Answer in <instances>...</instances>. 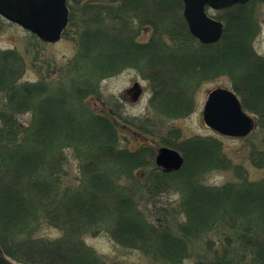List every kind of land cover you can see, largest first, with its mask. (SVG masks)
Here are the masks:
<instances>
[{"label":"trees","instance_id":"1","mask_svg":"<svg viewBox=\"0 0 264 264\" xmlns=\"http://www.w3.org/2000/svg\"><path fill=\"white\" fill-rule=\"evenodd\" d=\"M260 2L219 10L223 35L203 43L189 29L183 0H68L63 34L76 53L66 73L54 69L37 80L24 78L28 63L19 49L0 46V246L8 257L122 264L85 240L107 233L159 264H264V177L252 179L233 163L219 136L180 132L167 142L185 163L166 172L148 140L121 144L133 124L90 102L101 97L104 78L133 68L151 81L156 110L183 117L202 82L228 75L244 108L264 119V55L253 46ZM71 156L76 183L65 178ZM249 159L264 167V149L255 147ZM216 169L238 179L205 183ZM46 227L61 234H41Z\"/></svg>","mask_w":264,"mask_h":264},{"label":"rangeland","instance_id":"2","mask_svg":"<svg viewBox=\"0 0 264 264\" xmlns=\"http://www.w3.org/2000/svg\"><path fill=\"white\" fill-rule=\"evenodd\" d=\"M209 14L219 18V10L209 9ZM255 16L259 23L258 32L253 40L254 49L264 55V3L255 5ZM0 46L2 48H17L26 57L28 63L25 79L37 80L41 74H47L57 69L66 73L69 62L76 53L75 41L68 34H63L61 39L55 42H47L23 26L11 22L0 15ZM59 74V73H58ZM135 81L141 82L144 90L142 97L137 101L127 98V90ZM152 83L145 79L137 70L128 68L119 74L104 78L101 82V97L91 96L90 102L98 111H116L124 120L131 123L134 129L122 130V145H130L137 148L148 140L157 149L168 142H176L177 132L184 137L192 135H216L222 140L224 150L230 160L235 164H242L252 179L264 177V167L255 166L249 159L252 149H264V119L245 108L255 117L257 125L246 137L225 136L209 127L203 118V108L208 93L216 87L224 86L233 88L231 78L222 75L202 82L196 91L195 108L183 117H168L156 110L151 103ZM235 90V89H234ZM168 141V142H167ZM72 157V156H71ZM67 164L65 178L71 183H76L79 176L78 163L71 158ZM205 183L222 185L229 180H237L233 170L216 169L209 172L203 178ZM177 195L171 197L176 200ZM41 234L56 237L61 232L55 228L46 227ZM88 245L94 248L108 261H118L122 264H159L158 261L148 257L138 249H129L113 242L107 233L88 234L85 236ZM201 244V243H198ZM202 245V244H201ZM199 246V245H198ZM201 249V247L199 248ZM192 261L186 262L191 264Z\"/></svg>","mask_w":264,"mask_h":264},{"label":"water","instance_id":"3","mask_svg":"<svg viewBox=\"0 0 264 264\" xmlns=\"http://www.w3.org/2000/svg\"><path fill=\"white\" fill-rule=\"evenodd\" d=\"M184 16L190 31L203 43L221 39L223 21L213 17L208 7L223 9L249 0H183ZM0 14L36 33L42 40L58 41L69 20L67 0H0ZM143 88L136 81L128 90L130 101L140 99ZM203 118L208 126L223 135L246 136L256 126V119L244 110L237 93L228 87H216L208 94ZM157 163L166 171L180 169L184 164L181 152L169 146L159 148ZM0 264H23L12 261L0 246Z\"/></svg>","mask_w":264,"mask_h":264},{"label":"bare ground","instance_id":"4","mask_svg":"<svg viewBox=\"0 0 264 264\" xmlns=\"http://www.w3.org/2000/svg\"><path fill=\"white\" fill-rule=\"evenodd\" d=\"M185 163V162H184Z\"/></svg>","mask_w":264,"mask_h":264}]
</instances>
